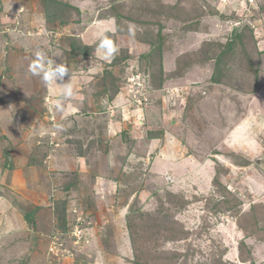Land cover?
<instances>
[{"label":"rangeland","instance_id":"obj_1","mask_svg":"<svg viewBox=\"0 0 264 264\" xmlns=\"http://www.w3.org/2000/svg\"><path fill=\"white\" fill-rule=\"evenodd\" d=\"M56 1L0 0V40L70 72L0 47V264H264V0Z\"/></svg>","mask_w":264,"mask_h":264},{"label":"crops","instance_id":"obj_2","mask_svg":"<svg viewBox=\"0 0 264 264\" xmlns=\"http://www.w3.org/2000/svg\"><path fill=\"white\" fill-rule=\"evenodd\" d=\"M39 1V0H38ZM58 1V0H57ZM57 1H56V4H57ZM63 1V0H62ZM63 3H64V6H66V9L68 10H76L77 11V8L76 7H78L79 9H80V12H82V9H84V4H86L87 3V1L86 2H84V3H82V1L81 0H68V1H63ZM83 4V5H82ZM5 5V4H4ZM9 5V7H12V5H13V3H9L8 4ZM6 6V5H5ZM20 6L22 7V8H20V10L21 11H24V10H26V7H25V5L23 4V3H21L20 4ZM7 12H9V11H7ZM14 12V11H13ZM18 18V17H17ZM17 18H15V19H17ZM21 18H22V20H21V22H25V23H28V24H30V25H32L33 24V19H31V17L29 18V15L28 14H21ZM81 19H82V16H81ZM83 20V19H82ZM79 21V19L77 20V22H75L73 25H71L70 27H73V26H75V27H79L80 26V22H78ZM61 26H67V24H66V22L64 21V24L63 25H61ZM18 29V28H17ZM20 30V29H19ZM7 32L9 33V34H11V29L9 30H7ZM14 34V33H13ZM37 35H39V34H37ZM93 35V34H92ZM97 35V34H96ZM107 36H109L108 34H106ZM113 35V37H114V34H112ZM15 37H16V35H14ZM118 36V35H117ZM15 37H10V39L7 41V40H5V38L4 37H2V40H0V47H3V53H5L6 52V50L8 51V48L12 51V52H18V53H20V54H25V53H28V51H31L32 49H34V50H36V51H38V44H40L41 43V37H38V36H33V35H29L28 34V36H26V37H24V36H20V35H18L16 38ZM79 37L80 38H83V37H85V35H83V36H80V34H78V37H75V36H72L71 38H75V39H78V42L79 43H82V45H80L79 43V45L81 46V47H79V51L80 52H83L84 54H88V49H90V51H91V47H92V41H91V43H88V42H86V41H84V42H80L79 40ZM109 37H111V36H109ZM4 38V39H3ZM70 38V39H71ZM85 38H83V40H84ZM112 40H113V42L115 43V45H116V43L117 44H119L120 42L118 41V38L115 40V37L114 38H112ZM70 41V40H69ZM71 41H73V40H71ZM74 41H76V40H74ZM9 42H11V43H13V45L15 44V45H18V47H15V45H14V47H12V46H9V45H11V44H9ZM18 43V44H17ZM99 43V42H98ZM97 43V44H98ZM74 43H72L71 44V47L74 49ZM91 45V46H90ZM10 51V52H11ZM96 51H97V49H96ZM44 52V51H43ZM98 52V51H97ZM101 53V52H100ZM68 83H70V85H71V87H72V89H73V85H72V82H71V80H69V82ZM47 89L49 90V93H51L50 91V86L49 85H47ZM74 91V90H73ZM75 94L73 95V97H71L70 98V100H72V101H70L71 102V104H70V110L71 111H74V116L76 115V113H77V109L78 108H81V107H89V106H91L92 107V105H93V101L94 100H92V98H93V96L92 95H88V97L87 98H85L86 96H85V94H81L80 92H78V91H76L75 90ZM117 96V95H116ZM114 97V95H113V99H109L108 98V103H111L112 105L113 104H115L116 106H124L125 107V105H124V102H125V100H123V99H121V97H119L118 98V96L117 97ZM110 98H112V97H110ZM84 99V101H80V100H83ZM75 104H78L77 105V107H74L75 106ZM73 106V107H72ZM77 108V109H76ZM123 108V107H122ZM113 111V110H112ZM92 111H86V113H91ZM113 115H115V112L113 113H109V116H108V120H109V127L112 129V130H116V131H121V128H122V123H123V121H125L126 120V118H122V119H120V120H115V119H112L113 118ZM75 118H78V116H75ZM109 128V129H110ZM110 129V130H111Z\"/></svg>","mask_w":264,"mask_h":264},{"label":"clouds","instance_id":"obj_3","mask_svg":"<svg viewBox=\"0 0 264 264\" xmlns=\"http://www.w3.org/2000/svg\"><path fill=\"white\" fill-rule=\"evenodd\" d=\"M98 39L97 51L102 52L103 59H114L118 48L113 40L103 32L98 33ZM29 72L34 76H41L46 85L58 84V81H63L64 77L70 73L67 66L48 60L46 54L39 50L35 53V59L29 65ZM60 85V99L54 101L53 107L55 110L64 112L63 101L73 97L74 92L70 83Z\"/></svg>","mask_w":264,"mask_h":264},{"label":"trees","instance_id":"obj_4","mask_svg":"<svg viewBox=\"0 0 264 264\" xmlns=\"http://www.w3.org/2000/svg\"><path fill=\"white\" fill-rule=\"evenodd\" d=\"M218 82H220V81H218ZM24 219L25 220H28V222L31 224V225H35V221L33 220V221H30L31 219H32V216H29V215H27V214H24Z\"/></svg>","mask_w":264,"mask_h":264},{"label":"built area","instance_id":"obj_5","mask_svg":"<svg viewBox=\"0 0 264 264\" xmlns=\"http://www.w3.org/2000/svg\"><path fill=\"white\" fill-rule=\"evenodd\" d=\"M135 104H136V102H135ZM82 232H83V231H82ZM81 238H85V235H82Z\"/></svg>","mask_w":264,"mask_h":264}]
</instances>
